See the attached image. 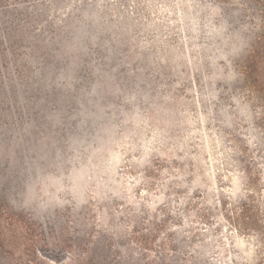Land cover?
I'll return each instance as SVG.
<instances>
[{
    "label": "rangeland",
    "instance_id": "rangeland-1",
    "mask_svg": "<svg viewBox=\"0 0 264 264\" xmlns=\"http://www.w3.org/2000/svg\"><path fill=\"white\" fill-rule=\"evenodd\" d=\"M0 264H264V0H0Z\"/></svg>",
    "mask_w": 264,
    "mask_h": 264
}]
</instances>
